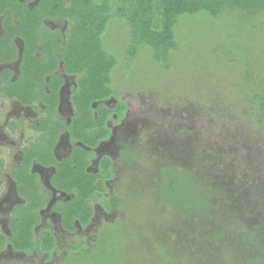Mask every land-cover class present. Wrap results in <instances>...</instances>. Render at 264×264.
Returning a JSON list of instances; mask_svg holds the SVG:
<instances>
[{"label": "rangeland", "instance_id": "1", "mask_svg": "<svg viewBox=\"0 0 264 264\" xmlns=\"http://www.w3.org/2000/svg\"><path fill=\"white\" fill-rule=\"evenodd\" d=\"M53 24L58 29L63 26ZM173 34L177 47L166 63L154 62L152 51L143 45L130 61V33L123 20L110 21L102 36L105 51L116 62L110 87L126 103L127 120L145 137L144 142L133 135L129 138L130 145L141 143L135 144L140 162L118 165L124 188L122 212L117 215L121 220L111 223L112 217H107L93 241L72 243L86 252H72L63 243L55 258L8 251L0 253V264H175L166 256L165 245L193 255L207 245L202 237L214 240L225 226L233 239L242 232H254L259 247H248L264 255V115L253 102L264 84V13L248 17L225 9L216 18L206 13L182 15ZM16 44L21 49L20 42ZM8 68L16 72L17 63ZM12 106L0 97V137L5 135L3 124ZM16 140L0 138L3 235L11 219L4 197L13 187L10 168L19 160ZM162 165L189 170L212 189L218 220L180 224L175 212L162 204L155 206L152 187ZM100 202L111 209L108 201ZM100 217L99 222L105 219Z\"/></svg>", "mask_w": 264, "mask_h": 264}, {"label": "trees", "instance_id": "2", "mask_svg": "<svg viewBox=\"0 0 264 264\" xmlns=\"http://www.w3.org/2000/svg\"><path fill=\"white\" fill-rule=\"evenodd\" d=\"M34 0H0V23L3 33L0 35V65L10 63L17 58V48L13 40L18 37L22 41L20 76L16 83H11L8 70H2L0 92L8 99H16L28 105L41 101L46 106L47 118L41 119L37 131L42 137L29 149L22 152V162L11 170L10 175L16 181V193L23 204L12 210L9 224L10 236L0 234V251L9 245L14 252L25 254L41 253L50 255L56 250V242L48 230L38 234L34 229L39 223L38 211L44 204L32 176L28 173L31 160H47L52 163L51 149L55 141V132L61 126L52 116L56 104V92L62 84L59 77L53 75L60 65L65 74L78 75L79 87L74 97V106L78 117L73 120L72 136L79 137L82 127L93 125V111L90 104L94 101L116 97L110 87L111 72L116 66L114 58L105 51L102 36L107 24L120 19L126 23L130 33V47L127 56L130 61L136 58L139 46L143 45L152 51L154 62L166 63L169 54L176 50L173 28L182 15L192 16L206 13L216 18L225 9L236 10L241 14L253 17L264 13V0H37L31 8L29 2ZM44 19H61L67 22L64 38L58 32H49L42 28ZM50 90L49 96L39 92L45 84ZM2 84V85H1ZM35 91H38L35 93ZM253 102L264 115V84L260 92L253 95ZM120 111L125 109L118 103ZM105 109L97 108L98 121L104 122ZM105 133V132H104ZM100 128L98 139L86 142L91 147L104 138ZM81 156L76 155L70 161L60 164L56 179L69 181L75 190L74 198L67 206H57L63 227L72 231V222L78 220L86 223L92 209L87 200L95 194L102 195L105 188L102 183L95 186L93 177H87L80 165ZM75 165V167H74ZM1 166V162H0ZM103 175L107 179L108 163L100 164ZM152 187L155 206L162 204L176 213L177 222L184 223L200 219L218 220L215 193L192 177L189 170L178 169L171 165L159 167ZM103 204V202L101 203ZM118 200H112L111 208H118ZM225 226L214 234V240L208 236L202 240L209 244L193 255L187 254L176 245H165L164 252L171 256L175 264H264V255L252 253L249 246L259 247V238L254 232H242L233 239ZM197 240L200 237L195 236ZM201 239V238H200ZM77 252L76 246H71ZM86 252V249L80 250ZM169 259V258H167Z\"/></svg>", "mask_w": 264, "mask_h": 264}, {"label": "flooded vegetation", "instance_id": "3", "mask_svg": "<svg viewBox=\"0 0 264 264\" xmlns=\"http://www.w3.org/2000/svg\"><path fill=\"white\" fill-rule=\"evenodd\" d=\"M37 2V0H34ZM33 2V1H32ZM31 2L28 3V6L31 8ZM53 22H60L63 24L61 28H57ZM52 23V26L50 24ZM1 26V23H0ZM42 28L49 32H58L64 38V34L67 28V22L61 19L47 20L42 21ZM2 30V27H1ZM3 31L0 33V35ZM19 41L21 44V49L18 48L16 42ZM15 47L17 48V58L10 62L0 65V73L2 70H8L11 75L9 81L11 83H16L20 76V62L22 54V41L20 38L16 37L13 40ZM17 63V71L13 72L8 66ZM56 77L61 78L62 84L58 87L56 92V104L52 116L60 123V127L54 133L55 141L51 149L52 163H49L47 160H31L28 166V173L32 176L35 184L37 185L40 193L45 195L44 204L42 208L38 211L39 223L34 229V233L38 234L42 230H48L55 239L56 250L52 251L50 255L44 254L47 258H55L59 255L63 243H68L67 248L71 247L72 243L78 242L82 243L93 241V234L97 228L101 225V222H108L107 217L111 218V223L116 220H121L118 213L122 210L123 200L121 199L123 186L121 187L120 178L121 175L118 174V165L129 167L133 164H137L141 160V153L137 150L138 148L135 144L141 146V143H133L130 145L129 138L131 135L138 137V140L141 142L145 141V137L140 133V129L136 127L134 123L127 120L128 118V108L126 103L121 99L116 97H109L104 100L94 101L90 104V108L93 111L92 118L95 120L93 125H87L82 127L79 137L81 139H75L72 136L71 127L74 125V119L78 117V112L74 106V97L78 91L79 87V76L78 75H68L65 74L64 68L62 65L58 68L57 71L53 73ZM66 79L70 82L67 83ZM0 78V83L3 82ZM49 77L45 78V84L39 87V92L44 96H49L50 90L48 89ZM2 85V84H1ZM38 91H35V93ZM0 97L4 100L10 101L12 106V111L10 112L9 119L3 124V132L5 135L1 136V140L9 139L16 137L15 142L17 146V151L19 153V160L17 164H14L10 168H17L22 162V152L25 149H29L31 146L35 145L37 141L42 137L43 132L37 131L36 128H39L41 119H46L47 112L46 106L41 102H33L31 104L25 105L16 99H8L3 96V93L0 92ZM122 103L125 106V109L121 112L118 107V103ZM105 109L106 112L103 114L104 122L99 123L98 114L96 113L97 108ZM102 128L104 138L98 140L95 146L91 147L88 143L98 139V132ZM105 132V133H104ZM87 138V137H90ZM87 138L85 143L83 140ZM83 139V140H82ZM93 139V140H92ZM14 144V142H13ZM76 155L81 156L82 159L80 165L83 166V173L87 177H93L94 185L97 186L100 183L103 184L105 192L102 195L95 194L91 199L87 200L88 205L91 206L92 213L90 218L86 223H81L78 220L72 222V231H69L63 227L62 218L60 213L56 211V207L59 205L67 206L68 203L74 198L75 189L70 187L69 181L60 180L59 182L56 179L57 168L60 164L70 161L72 157ZM1 162V161H0ZM102 162L108 163V174L110 175L107 179H102L99 176L103 175V170L100 166ZM75 167V165H74ZM9 172V177L13 183L12 190L9 191L8 195L4 197L6 208L9 209V214L12 216V210L23 204L22 200L18 197L16 193V181L11 178ZM136 178V177H135ZM139 182H142L139 176H137ZM118 200V208L107 210L103 207L100 202L105 200L109 202L111 207L112 200ZM45 213V214H44ZM47 215H51L47 217ZM103 216L105 219H100ZM115 217V218H114ZM12 219V217H11ZM7 223V234L3 235L4 237L10 236L9 224ZM99 222V224H96ZM1 234V233H0ZM62 235V237H61ZM11 252V254H20V255H42L41 253L34 254H25L21 252H14L11 250L9 245L0 251V253ZM58 252V254H57ZM61 253V252H60ZM65 255V254H64ZM61 260V259H60ZM59 260V262H60Z\"/></svg>", "mask_w": 264, "mask_h": 264}]
</instances>
